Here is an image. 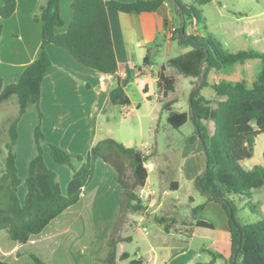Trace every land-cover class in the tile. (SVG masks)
<instances>
[{
  "label": "trees",
  "instance_id": "16d2710c",
  "mask_svg": "<svg viewBox=\"0 0 264 264\" xmlns=\"http://www.w3.org/2000/svg\"><path fill=\"white\" fill-rule=\"evenodd\" d=\"M219 0H194L198 6H205ZM166 2H171L174 12L182 19V24L174 30L173 41L181 48L189 49L183 55L172 58L163 66L158 77V89L164 97L176 88L177 76L167 74L174 69L184 78L202 80L199 87L190 94V112L178 113L170 109L176 102L163 105L168 112L167 123L180 130L189 121L195 127V133L202 142L206 156V172L198 178L197 187L208 196L209 201L219 203L230 219L233 255L229 264H264V218L255 223H244L239 218L236 197L252 198L253 191L264 187V166L257 165L247 170L242 163L251 160L255 154L256 139L264 134V69L252 88L246 82L221 81L211 85L217 100L211 101L202 91L209 86L211 71L222 72L239 63L260 59L264 53L239 51L229 53L216 44L212 36H202L198 32L187 31V21L196 20L199 24V12L193 6H187L183 0H138L123 3L106 0H74L72 4L73 20L66 33L58 34L56 29L64 26L61 15V0H48L34 16V21L42 24V43L37 59L23 72L16 83L6 85L0 76V106L12 98L16 99L18 114L10 119L5 130L0 129V155L3 145L7 151L4 161L5 170L0 177V192L8 195L9 206L0 207V231H7L9 238L19 244H26L33 236L41 234L55 219L76 205L82 190L93 180L96 163L104 160L115 168L119 176L122 192L120 197V216L108 242L109 254L102 264H118L130 259L128 253L118 255V240L114 231L126 220L129 214H138L146 210L139 191L146 186L149 171L146 167L148 157L135 147H126L113 139L98 142L91 151L83 155H73L63 148L47 143L42 129L43 113L40 109L41 87L44 76L51 66L48 46L54 45L69 53L80 65L91 69L98 75L117 77L119 70L113 44L108 9L121 13H154ZM17 8L15 0H5L0 9V37L2 21L10 18ZM150 53L144 59L149 65ZM197 85V83H195ZM125 84L118 78L117 86L109 93V101L118 107L129 106L130 98L126 94ZM34 106L38 112L35 128L36 154L29 165L25 184L27 194L21 203L18 190L21 185L17 167L16 147L19 140L18 126L28 109ZM44 147L50 150L55 164L70 166L74 174L65 190L62 189L57 173L48 168L44 160ZM82 163L76 170L73 161ZM131 170L133 182L126 180L127 170ZM205 205L193 209L196 216ZM164 222V219L161 222ZM202 228L212 229L206 222H197ZM168 229V227H167ZM36 264H46L32 255ZM0 264H11L3 260ZM129 264H143L131 260Z\"/></svg>",
  "mask_w": 264,
  "mask_h": 264
},
{
  "label": "crops",
  "instance_id": "0c3cea01",
  "mask_svg": "<svg viewBox=\"0 0 264 264\" xmlns=\"http://www.w3.org/2000/svg\"><path fill=\"white\" fill-rule=\"evenodd\" d=\"M15 1L17 3L15 13L10 18L2 21V35L0 37V76L6 85L19 81L25 69L38 57L42 43V24L35 22L34 16L40 12V9L48 0ZM106 1L133 3L138 0ZM73 2L74 0H61L60 7L64 26L57 28L56 33L63 34L69 29L74 15L72 10ZM4 4L5 0H0V9L3 8ZM108 16L119 66L117 77L96 74L91 69L80 65L62 48L54 45H50L47 48L51 58V66L44 76L41 87L42 129L47 143L57 145L73 155H85L98 142L112 139L111 136L101 135L100 132L103 130L102 127H109L114 124L115 112L117 111H112L115 110L112 108H118V106L110 103L109 93L117 86L118 78L122 84L126 85L125 91L131 101L129 106L120 108H130L129 113H137L140 122L148 118L153 124L150 131L154 132L155 140L158 135L157 128L160 116L165 111L163 110V105L174 101V99H171L174 91L168 97H164V94L159 92L157 84L162 67L167 65V62L172 58H163L161 65L154 60L161 50H165L166 54H169L175 46L181 48L176 41L172 40L174 36L172 33L173 29L179 28L182 24V19L174 12L172 3L166 2L154 13L125 14L109 8ZM190 25L194 28H189L191 30L187 29L188 32H198L199 24L193 26L190 21ZM182 49L184 51L181 55L189 51V49ZM147 53H150L151 57L149 65H144ZM140 61H143V67L139 66ZM121 73H126L127 76L123 77ZM169 73L170 69L167 70V74ZM219 82L221 81L215 80L214 83H211L208 79L209 86L206 88H212L211 85ZM193 91L194 89L190 90V94ZM163 98H167V100L163 101ZM208 99L211 100L210 98ZM154 101L156 102L155 104L153 103ZM170 109L173 110V106ZM142 110L144 113H141ZM36 113L37 116L28 123H25L27 116L25 114L18 126L19 140L16 155L19 177L22 181L18 190L21 203H24L27 194L25 181L28 176L29 165L35 156L34 151L30 147L26 148L27 150L30 149V151H26L22 147L21 132L25 130L31 141L35 142V128L38 123L37 109ZM121 142L126 147H132L133 145L132 140ZM199 145L204 151L202 142L195 134L191 147L196 148ZM145 147L146 150L150 149L155 152L153 158L157 157V140L152 145L148 144ZM45 149L50 154L49 148L46 147ZM168 149H171L170 145H168ZM146 150H142V152L145 153ZM201 155L202 158L206 157L205 152ZM198 156L199 158L201 157L200 154ZM249 161L246 160L242 163L247 170L252 169V167L247 168L246 166ZM97 164L107 175L102 185L97 184V178L94 179V183L82 190L80 200L76 205L55 219L41 234L33 236L28 243H16L9 238L7 231H0V254L3 260L11 264H23L28 260L24 256L26 251H23L26 246L34 243L44 244L47 241L58 238L62 239L60 242L63 248L61 251L63 264H102L101 261L106 259L109 254V246L107 237H104V235H102L101 240L97 239L98 228H95L91 233L89 244L80 247L83 250L74 252L73 256L67 252L70 243L78 237V234L72 233L75 226L80 222L83 224L92 223L85 218L87 209L104 210L107 207L111 211L119 209L118 205L122 188L117 174L108 165H102L99 162ZM50 167H53L51 163ZM151 168L152 171L156 169L153 166ZM52 169L55 170L56 168ZM158 170L159 174L163 173L159 166ZM3 172L1 170L2 174L0 176L3 175ZM170 177L172 179L168 186L162 182L161 192H158V197L153 200L149 209L150 215L158 214L157 212L162 211V206L170 205L166 200L169 190L180 191L187 182L191 181L187 180L186 174L180 175L179 173L178 178ZM70 180L71 178L68 176L64 181L60 179L59 183L63 190L66 189ZM146 187L153 188L148 184V180ZM261 190L264 192V187ZM261 190L259 193L262 192ZM254 196L255 194L253 193L250 199L244 197L235 198L240 211L253 201H257ZM204 197L205 200L200 205H205V207L193 219L192 227L194 228V233L200 234L201 237H206L210 243V248L218 253L217 256L223 260L224 264H229L233 255L229 216L219 203L209 201L207 195H204ZM189 200L193 202V197H189ZM256 203L260 204L261 201ZM172 207L176 209L177 205L173 203ZM71 216L76 217L71 218ZM200 221L211 224L213 228L198 227L196 223ZM97 224L98 222L95 226ZM79 236L81 237V235ZM210 248L206 247L203 250L209 251ZM84 249H90V254L93 256L90 255L89 259L84 256ZM48 264L51 263L49 262Z\"/></svg>",
  "mask_w": 264,
  "mask_h": 264
},
{
  "label": "rangeland",
  "instance_id": "374dc122",
  "mask_svg": "<svg viewBox=\"0 0 264 264\" xmlns=\"http://www.w3.org/2000/svg\"><path fill=\"white\" fill-rule=\"evenodd\" d=\"M183 3L187 6L195 7L199 12L200 21L198 33L205 37L212 36L216 44L224 51L229 53H237L239 51L264 53V0H219L205 6L196 5L194 0H183ZM186 27L187 29L194 28L191 27L190 21H187ZM183 51L184 49L177 48V46L169 54H166L165 50H161L160 54L154 60L161 65L164 60L163 58L178 57ZM139 66L143 67V61H140ZM263 68L264 61L254 59L239 63L233 68L222 72L213 70L209 74L208 79L211 83H214L215 80L230 81L233 83L246 82L247 87L252 88L262 74ZM169 74L177 76L178 78L174 94L171 97V99L178 102L173 105V111L178 113L190 112L189 91L192 89L195 90L202 80L197 81L184 78L183 76L177 75L174 69H170ZM202 92L211 101L217 100L212 88H205ZM162 100L166 101L167 98H163ZM153 103L155 104L156 102L154 101ZM112 109H115L112 111H117L115 112L116 118L114 124H111L109 127L103 125V130L100 132L101 135H109L118 143L132 140V147L138 148L139 150H146L145 146L148 144L152 145L157 140V157L153 158L155 152L150 149H147L144 153L148 157L147 165L150 164L153 168L156 167L154 171H149L148 184L150 186L157 189V192H161L162 182L168 186L172 179L170 176L178 178L179 173L180 175L186 174L187 180H191L180 191L169 190L166 200L170 205L162 206V211L157 212L158 214L150 215L148 213V220L141 225L142 227L139 226V220L144 212L129 214L126 220L122 221L120 226L114 231L113 237L119 242L117 247L118 255L128 253L130 259L118 262V264H129L131 260L138 259L143 264H224L223 260L217 256L218 253L210 248L208 239L201 237L200 234L194 233V228L192 227L193 219H195L193 207L200 206L205 200L204 194L198 189L196 182L206 170V157L202 158L201 155L204 153L202 147L200 145L196 146V148L191 147L192 139L195 138L196 134L193 123L189 121L180 130H175L168 125V112L164 111L160 116L157 128L158 135L155 140L154 132L150 131L153 124L148 118L140 122L137 113H129L130 108L121 109L118 107ZM141 113H144L143 110ZM17 114L18 105L15 98L4 102L0 106V129L5 130V137H7L9 120L15 118ZM35 116H37L36 109L34 106H31L28 109L25 123L34 119ZM21 136L22 147L25 149L30 147L36 154V143L31 141L30 136L25 130L21 132ZM168 145L171 146V149H168ZM2 147L3 153L0 155V175L2 174L1 170L2 172L5 170L4 161L7 156L4 145ZM45 148V163L50 169L56 168L54 171L58 175V181L60 179L64 181L67 176L72 178L74 174L72 168L67 165L61 166L55 164L51 159L49 151ZM30 149H26V151H30ZM199 154L201 156L200 158L198 156ZM98 162L113 168L119 181L118 173L113 166L102 159H99ZM50 163L53 166L52 168L50 167ZM97 163L95 178L86 187L94 183L93 181L96 178L97 184L102 185L103 180L107 177L106 173L100 169ZM73 165L76 170H80L82 167V163L76 160L73 161ZM257 165L264 166V134L257 137L254 157L246 164L247 168H254ZM158 166L163 173L159 174ZM126 175V180L132 183L133 179L130 169L127 170ZM260 190L258 189V192L254 190L253 193L255 194V199L261 201V203L257 204L255 200L245 209L242 208L239 211V218L244 223H255L264 218V192L261 190L262 192L259 193ZM189 197H193V202H190ZM173 203L177 205L176 209L172 207ZM8 206V195L6 192L1 191L0 207L7 208ZM118 206L119 209L117 208L113 211L109 207L104 210L87 209L85 211V218L89 219L92 223L83 224L80 222L75 226L72 233L78 234V237L70 243L67 252L73 256L74 252L83 250L80 247L89 244L90 235L95 228H98L97 239L101 240L102 235H104L109 242L114 227L119 220L120 201ZM75 217L71 216V218ZM162 219H164V222H161ZM97 222L98 224L95 226ZM145 227L149 232L148 235L145 234L143 229ZM60 240L62 241V239L54 238L44 244L34 243L26 246L23 251H26L24 256L27 257L28 262L26 261L23 264H36L32 255L46 264L49 262L51 264H63L61 257L63 248ZM206 247H209L210 250L204 251L203 249ZM84 250L83 255L89 259L90 255H92L90 254V249Z\"/></svg>",
  "mask_w": 264,
  "mask_h": 264
},
{
  "label": "built area",
  "instance_id": "2783aa9c",
  "mask_svg": "<svg viewBox=\"0 0 264 264\" xmlns=\"http://www.w3.org/2000/svg\"><path fill=\"white\" fill-rule=\"evenodd\" d=\"M196 24H197L196 20H193V25H196ZM174 30L175 29H173V31H172L173 34H174ZM121 74H122L123 77L127 76L126 73H121ZM146 167H147L148 171H152V168H151L150 164L149 165L146 164ZM139 196L144 201V203L146 205V210L143 211L144 212V213H142L143 216H141L140 220H139V226H141L142 224L147 222V220H148L147 216H148V213H149V209H150V207H151V205L153 203V200L158 197V192H157V190H155V189H153L151 187H146L145 186L139 191ZM143 229L145 231V234L148 235L149 232L147 231L146 227L143 228Z\"/></svg>",
  "mask_w": 264,
  "mask_h": 264
},
{
  "label": "water",
  "instance_id": "95a60500",
  "mask_svg": "<svg viewBox=\"0 0 264 264\" xmlns=\"http://www.w3.org/2000/svg\"><path fill=\"white\" fill-rule=\"evenodd\" d=\"M198 87H199V85H198ZM198 87H196L195 90H196ZM195 90H194V91H195ZM205 172H206V170H205Z\"/></svg>",
  "mask_w": 264,
  "mask_h": 264
}]
</instances>
